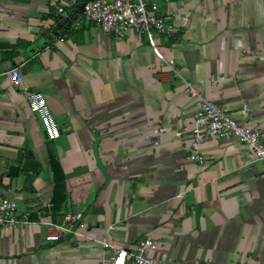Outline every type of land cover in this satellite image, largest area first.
Returning a JSON list of instances; mask_svg holds the SVG:
<instances>
[{
  "label": "crops",
  "instance_id": "0c3cea01",
  "mask_svg": "<svg viewBox=\"0 0 264 264\" xmlns=\"http://www.w3.org/2000/svg\"><path fill=\"white\" fill-rule=\"evenodd\" d=\"M157 3L188 18L181 42L158 37L163 59L134 33L63 24L68 0H0V199L54 222L81 212L95 239L0 230V264H99L111 251L97 240L148 238L159 243L149 256L170 263L264 264V167L236 137L207 139L206 164L190 160L200 101L188 89L264 142V0ZM13 67L46 97L60 139L12 85Z\"/></svg>",
  "mask_w": 264,
  "mask_h": 264
},
{
  "label": "built area",
  "instance_id": "2783aa9c",
  "mask_svg": "<svg viewBox=\"0 0 264 264\" xmlns=\"http://www.w3.org/2000/svg\"><path fill=\"white\" fill-rule=\"evenodd\" d=\"M157 1L68 0L66 6L57 9V16L60 17L63 24L73 23L78 28L84 23L95 24L105 34L118 40L134 33L146 39L155 55L163 59L157 44L158 37L181 42L184 36L181 28L176 24L181 23L182 28H184L188 23V18L182 17L179 12H171L167 15L160 14ZM164 1L169 3L171 0ZM52 36L57 38L59 33H52ZM8 75L15 88L28 94L32 111L41 118L47 138L50 141L60 139L63 134V126L51 112L44 94L39 91H30L20 67L11 68ZM188 89L192 97L200 101V109L192 125L190 160L205 165V157L201 152V147L207 139L236 137L252 150L256 161L264 167V142L260 134L252 130L247 124L239 123L215 102L203 97L191 84H188ZM19 211L20 207L16 201L8 198L0 199V230L38 224L48 227L50 231L47 237L48 242H58L69 237L95 241L87 234L88 227L81 212L67 213L61 222H54L51 212L45 209L38 212L35 218L29 211L22 214ZM96 242L104 249L111 251L109 254L101 256L99 264H177L149 256L148 253L159 247V243L154 239H145L134 249L116 247L105 240H97Z\"/></svg>",
  "mask_w": 264,
  "mask_h": 264
}]
</instances>
